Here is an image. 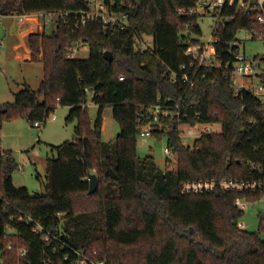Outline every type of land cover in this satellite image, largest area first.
I'll return each instance as SVG.
<instances>
[{"label": "trees", "instance_id": "1", "mask_svg": "<svg viewBox=\"0 0 264 264\" xmlns=\"http://www.w3.org/2000/svg\"><path fill=\"white\" fill-rule=\"evenodd\" d=\"M113 1L132 4L124 31L80 25L87 0H0V18L63 14L50 34L29 36L31 62L42 66L43 79L37 90L24 84L12 105H0V119L24 117L33 126L61 106L70 108L68 121H79L73 142L50 146L45 194L16 186L18 162L0 150V264H67L65 257L81 249L96 251L106 264H264V213L259 231L249 232L239 228L246 212L235 206L237 198L262 204L264 192L182 194L188 183L264 180V106L247 91L238 95L231 74L238 34L261 28L225 9L234 20L216 36V66H202L190 87L181 67L203 35L201 17L179 10L198 0ZM143 36L152 38V52H139L136 38ZM76 47H87L88 57L75 58ZM89 93L98 108L93 130L83 126ZM160 104L175 119H162L152 138L174 153V169L137 156V135ZM106 107L119 125L114 142L101 139ZM197 123L220 124L221 131L197 139L194 148L184 145L180 126ZM91 174L98 179L93 194ZM37 226L40 233L33 232ZM20 250L27 254L20 257Z\"/></svg>", "mask_w": 264, "mask_h": 264}, {"label": "rangeland", "instance_id": "2", "mask_svg": "<svg viewBox=\"0 0 264 264\" xmlns=\"http://www.w3.org/2000/svg\"><path fill=\"white\" fill-rule=\"evenodd\" d=\"M42 19L25 16L23 18H0V105H12L15 95L22 90L23 84L37 90L42 81L41 66L27 62V34L40 32ZM216 20L211 16L199 20L203 37L207 42L211 37ZM51 30L47 29L46 34ZM242 40V51L250 59L264 57V44L261 40H252L249 34L242 32L238 35ZM89 50L85 47L74 54L75 58L86 59ZM248 84L247 81L240 83ZM242 83V84H243ZM92 95L88 94V103L83 126L85 130H93L98 114V108L91 102ZM70 108L58 106L46 119L41 129L34 128L26 118L2 116L0 119V150L8 151L18 162V169L13 173L16 186H26L31 194H45V182L48 175L49 160L53 159L50 146H60L65 142H73L76 136L78 120L68 121ZM101 139L104 142H114L117 138L119 125L113 119L111 107L103 110ZM88 123V124H86ZM215 131H220L218 126ZM153 137V136H152ZM181 139L184 145L194 148L196 139L186 134V128H181ZM165 142L155 138H147L142 132L137 135V156L145 159L152 156L161 170L176 168V158L167 161L164 153ZM82 201V200H81ZM86 202V200L84 201ZM87 203V202H86ZM85 203V205H86ZM264 213V203L249 206L242 223L249 232L259 231L258 213Z\"/></svg>", "mask_w": 264, "mask_h": 264}, {"label": "built area", "instance_id": "3", "mask_svg": "<svg viewBox=\"0 0 264 264\" xmlns=\"http://www.w3.org/2000/svg\"><path fill=\"white\" fill-rule=\"evenodd\" d=\"M88 1V11L83 13L80 17V25H87L88 23L95 22L99 23L106 30L108 28H117L121 31L129 28V12L132 8V4H125L121 2L117 6L115 1L107 0H87ZM117 8V9H116ZM225 9H235L236 15H244L250 18L253 22L257 23L261 30L250 29L246 32L249 34L252 40H261L264 44V0H256L255 4L252 5V0H198L197 5L194 8L181 9L179 10L180 15H198L203 18L206 16H211L216 20L215 25L212 30L211 37L207 42L202 40L203 35L199 38V43L190 45L185 51L184 55L191 61L188 65H183L181 67L182 72V82L184 84L194 86V77L198 75L202 66L212 67L216 66V49L215 43L217 42V34L220 28L225 25V22H231L234 20V16L226 17L223 16V11ZM46 25L50 24L54 19L63 17L60 13H38ZM57 23V22H56ZM239 33V34H240ZM238 34V35H239ZM138 49L141 54L146 52H152L153 50V40L151 37L143 36L136 38ZM238 50L234 54L235 62L232 66L233 75V85L236 93L239 95L244 91L253 94L258 98L261 105L264 106V57L257 59L256 57L250 59L247 57L242 49V40L237 36L236 42L233 44ZM85 47H76V51H81ZM87 48V47H86ZM232 50V49H231ZM197 62V63H196ZM226 68H229L226 66ZM247 81L248 84L240 83V81ZM120 81H124V78H120ZM176 82V80H174ZM176 108V107H175ZM174 108V109H175ZM178 108V106H177ZM151 117L150 122L142 129V133L147 138H152L155 132H159L162 129V119H167L169 121L175 119V114L170 106L156 105L150 109ZM200 117V116H198ZM47 119V118H46ZM46 119L41 122H35L33 124L34 128L41 129L45 123ZM218 126L221 128L220 124L207 123L195 125H182L179 128L181 135V128H186L187 136L193 139H200L204 136L216 134L220 131H215L214 127ZM164 153L167 156V161L170 162L175 158L174 153L166 146ZM223 190L225 192H237L240 194L244 193H257L264 192V180L247 182L238 181L233 179H226L220 182L208 181V182H198V183H188L182 186V194L184 195H202L206 193H212L217 190ZM1 202V197H0ZM235 206L239 211L246 212L250 204L242 199L237 198L235 201ZM239 228L245 230V225L240 222ZM43 229L37 226L33 229V232L40 233ZM45 242H50V236L44 238ZM11 249V247H10ZM75 257L70 259L65 257L67 264H106L105 261L98 259V253L96 251L89 252L84 249L73 250ZM27 254L25 250L19 251V256L23 257Z\"/></svg>", "mask_w": 264, "mask_h": 264}, {"label": "crops", "instance_id": "4", "mask_svg": "<svg viewBox=\"0 0 264 264\" xmlns=\"http://www.w3.org/2000/svg\"><path fill=\"white\" fill-rule=\"evenodd\" d=\"M25 16H30V15H25ZM25 16H8V17H3V18H10V17H12V18H23V17H25ZM31 17H34V18H38V19H42V21H40V24H41V31L40 32H35V33H46V30L47 29H49V30H51V32L56 28V25H57V21H56V19H54L50 24H48V25H46L45 23H44V21H43V18L37 13V14H31ZM31 34H34V33H31ZM31 34H27L28 36H27V41H28V38H29V36L31 35ZM88 49V48H87ZM26 51H27V56L30 58L29 60H27V62H30L31 61V53H30V49H29V45L27 44V46H26ZM35 65H37V64H35ZM38 66H40V65H38ZM41 68H42V66H41ZM42 71H43V68H42ZM42 79H43V75H42ZM26 84V83H25ZM23 86H24V84H23ZM23 88V87H22ZM118 134H119V130H118V132H117V136H118Z\"/></svg>", "mask_w": 264, "mask_h": 264}, {"label": "water", "instance_id": "5", "mask_svg": "<svg viewBox=\"0 0 264 264\" xmlns=\"http://www.w3.org/2000/svg\"><path fill=\"white\" fill-rule=\"evenodd\" d=\"M256 0H252V5L255 4ZM104 58L107 60V61H110L112 62L113 60V55L111 52H106L104 54ZM89 184H90V191H89V194H93L96 192L97 188H98V179H97V176L95 174H91L89 176Z\"/></svg>", "mask_w": 264, "mask_h": 264}]
</instances>
